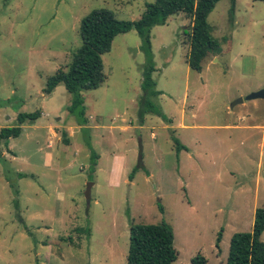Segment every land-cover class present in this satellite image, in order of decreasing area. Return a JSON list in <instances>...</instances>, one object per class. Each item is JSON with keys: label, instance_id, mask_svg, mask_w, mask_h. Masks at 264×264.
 Returning a JSON list of instances; mask_svg holds the SVG:
<instances>
[{"label": "rangeland", "instance_id": "rangeland-1", "mask_svg": "<svg viewBox=\"0 0 264 264\" xmlns=\"http://www.w3.org/2000/svg\"><path fill=\"white\" fill-rule=\"evenodd\" d=\"M147 1L0 0V127L40 112L1 146L0 264H125L129 225L161 221L173 232L171 264L196 253L224 264L231 234L264 208V97L244 99L264 90V1L214 4L206 20L220 51L199 71L185 62L186 16L149 29L160 91L150 101L163 117L138 119L145 57L133 29L101 54L102 83L80 91L84 124L62 84L43 93L80 45L85 14L104 7L134 20Z\"/></svg>", "mask_w": 264, "mask_h": 264}, {"label": "trees", "instance_id": "trees-1", "mask_svg": "<svg viewBox=\"0 0 264 264\" xmlns=\"http://www.w3.org/2000/svg\"><path fill=\"white\" fill-rule=\"evenodd\" d=\"M218 0H150L145 2L144 10L137 19L120 20L104 7L91 9L79 20L78 34L80 45L71 53L65 69H58L45 80L44 94H49L57 85L62 84L71 95L67 106L70 113L85 123L83 118V100L81 90L97 88L104 80L101 54L110 48L112 38L118 34L133 29L141 40L140 48L145 61L141 68L140 89L137 115L142 121L146 112L159 116L162 113L156 109L151 97L160 93L156 90L151 77L154 70L150 50L149 29L154 25L164 24L168 16L181 12L189 19L187 33V50L185 62L189 68L199 71L201 61L206 56L215 55L220 51L217 41L210 36L207 15ZM234 1V0H231ZM264 1V0H254ZM38 109L30 112H20L16 115V124L0 127V159L1 146H6L9 138L16 137L25 122L38 118ZM174 149L178 152L186 150L185 145L173 138ZM97 157L91 153V161ZM131 173L129 178H131ZM158 209L162 211L159 206ZM264 229V208L255 207L249 231H239L231 234L228 242L227 255L224 264H264V241L259 235ZM221 229L217 231L214 247L219 251ZM176 258L173 247V232L171 226L161 221L159 223H131L128 229V246L125 254V264H171ZM190 264H205L206 259L199 253L189 259Z\"/></svg>", "mask_w": 264, "mask_h": 264}, {"label": "water", "instance_id": "water-1", "mask_svg": "<svg viewBox=\"0 0 264 264\" xmlns=\"http://www.w3.org/2000/svg\"><path fill=\"white\" fill-rule=\"evenodd\" d=\"M263 97H264V90L263 89H259V90H256V91L248 93L247 95L244 96V99L245 100H250V99H254V98H263ZM241 101H242V98L238 97V98L234 99L229 104V107H231L233 104L239 103ZM90 186H91V183H87L85 185V189L83 191V194H84V197H85L86 200H88V198H89Z\"/></svg>", "mask_w": 264, "mask_h": 264}, {"label": "crops", "instance_id": "crops-1", "mask_svg": "<svg viewBox=\"0 0 264 264\" xmlns=\"http://www.w3.org/2000/svg\"><path fill=\"white\" fill-rule=\"evenodd\" d=\"M241 102H242V101H241ZM228 106H229V105H228ZM180 126H182V127H183L184 125H182V124H181ZM262 127L264 128V125H263ZM220 243H221V237H220L219 244H220Z\"/></svg>", "mask_w": 264, "mask_h": 264}]
</instances>
